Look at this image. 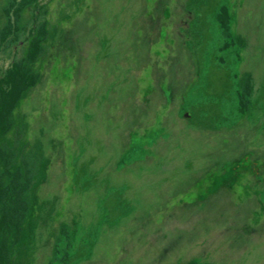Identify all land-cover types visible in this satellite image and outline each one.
Here are the masks:
<instances>
[{
	"label": "rangeland",
	"instance_id": "374dc122",
	"mask_svg": "<svg viewBox=\"0 0 264 264\" xmlns=\"http://www.w3.org/2000/svg\"><path fill=\"white\" fill-rule=\"evenodd\" d=\"M0 264H264V0H0Z\"/></svg>",
	"mask_w": 264,
	"mask_h": 264
}]
</instances>
